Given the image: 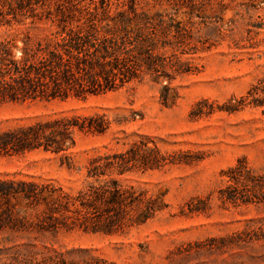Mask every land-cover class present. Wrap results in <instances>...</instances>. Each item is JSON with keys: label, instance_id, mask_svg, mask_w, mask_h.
Segmentation results:
<instances>
[{"label": "trees", "instance_id": "1", "mask_svg": "<svg viewBox=\"0 0 264 264\" xmlns=\"http://www.w3.org/2000/svg\"><path fill=\"white\" fill-rule=\"evenodd\" d=\"M143 1L0 0V27L26 26L19 46L16 36L0 39V105L84 98L134 83L161 85L166 104L171 83L195 70L182 56L202 50L205 42L194 40L191 27L171 16L145 13L139 8ZM187 2L194 6L193 0ZM245 106H264V79L224 110ZM107 128L97 115L15 126L0 132V157L38 150L65 153L75 146L76 132L102 134ZM149 142L142 139L124 152L90 159L83 186L73 194L51 183L0 179V235L8 234L0 239V264H106L86 251L57 252L43 240L60 232L120 234L162 212L163 201L124 180L174 162ZM223 175L227 184L218 191L223 204L264 206V173L240 159ZM201 202L190 200L182 214L204 212ZM254 243H264V217L229 236L194 245L195 252H221Z\"/></svg>", "mask_w": 264, "mask_h": 264}, {"label": "rangeland", "instance_id": "2", "mask_svg": "<svg viewBox=\"0 0 264 264\" xmlns=\"http://www.w3.org/2000/svg\"><path fill=\"white\" fill-rule=\"evenodd\" d=\"M193 4L144 0L139 5L149 15H168L190 26L193 39L205 42L202 50L182 56L195 70L171 83L166 104L160 98L161 85L134 83L84 98L0 105V132L61 117L97 115L108 122L102 134L76 132L75 146L65 153L38 150L1 156V180L51 183L73 194L83 186L90 159L124 152L142 139L174 161L124 179L165 203L153 220L120 234L60 232L45 237L47 247L63 254L86 251L106 264H264V243L221 252H195L194 245L229 236L249 220L264 217V206L234 207L223 204L218 194L227 184L223 173L237 160L245 159L257 173H264V106L224 110L264 79V0H193ZM25 27H0V39L16 36L19 46ZM190 200L202 201L206 210L183 215Z\"/></svg>", "mask_w": 264, "mask_h": 264}]
</instances>
